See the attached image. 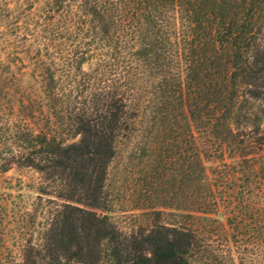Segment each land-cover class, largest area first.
Returning a JSON list of instances; mask_svg holds the SVG:
<instances>
[{
	"label": "trees",
	"instance_id": "obj_1",
	"mask_svg": "<svg viewBox=\"0 0 264 264\" xmlns=\"http://www.w3.org/2000/svg\"><path fill=\"white\" fill-rule=\"evenodd\" d=\"M257 138L264 0H0V177L40 178L2 179L0 264H237L204 241L247 220L207 163ZM126 142L151 161L130 192L167 200L137 210L177 217L131 235L109 216Z\"/></svg>",
	"mask_w": 264,
	"mask_h": 264
},
{
	"label": "rangeland",
	"instance_id": "obj_2",
	"mask_svg": "<svg viewBox=\"0 0 264 264\" xmlns=\"http://www.w3.org/2000/svg\"><path fill=\"white\" fill-rule=\"evenodd\" d=\"M258 139L256 140L261 144L258 145V148L255 147L257 153L255 157L249 156L243 159L228 150L223 157L224 161L220 158L215 159L211 154L210 157L213 159L207 163L214 185L216 187L219 185L218 194L220 198H224V201L221 200L222 211L231 215L232 209L235 208V211L244 214L247 220L241 226H233L234 232L230 226H225V232L221 231L219 226H210L212 236L207 237L204 241L210 245L215 244L217 252L220 255L223 254L222 256L226 259H228V247L233 245L232 257L237 261V264H242L239 262L242 258H248L249 263L247 264H262L257 258H259L258 248L264 240L262 232L264 216L259 218L256 213L264 197V141ZM140 143L126 142L121 146L117 158L111 165L108 181L113 198L109 216L118 229L128 235L139 234L142 231L148 232L149 228L155 225L154 216H148L144 213L146 210L139 211L137 208L154 206L167 201L162 195L151 196V200H148L149 196L130 192L133 180H138L143 171L146 174V170L149 169L147 165L151 162L150 160L133 159L139 152L137 150L143 147ZM10 177L21 179L25 184L33 181L38 184L40 182L39 175L29 169L15 167L3 176V178ZM3 178L0 181L1 186L6 185ZM25 197L29 200L28 204H31L36 198L32 194ZM176 219L175 215L165 216L156 222L159 224L171 223ZM228 264L231 262L228 261Z\"/></svg>",
	"mask_w": 264,
	"mask_h": 264
}]
</instances>
